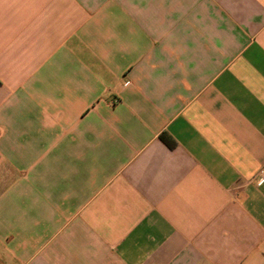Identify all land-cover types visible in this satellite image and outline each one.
I'll use <instances>...</instances> for the list:
<instances>
[{"label":"crops","instance_id":"obj_1","mask_svg":"<svg viewBox=\"0 0 264 264\" xmlns=\"http://www.w3.org/2000/svg\"><path fill=\"white\" fill-rule=\"evenodd\" d=\"M261 170L264 0H0V264H264Z\"/></svg>","mask_w":264,"mask_h":264},{"label":"trees","instance_id":"obj_2","mask_svg":"<svg viewBox=\"0 0 264 264\" xmlns=\"http://www.w3.org/2000/svg\"><path fill=\"white\" fill-rule=\"evenodd\" d=\"M160 138L167 146L172 147L174 145L173 140L168 138L166 135H161Z\"/></svg>","mask_w":264,"mask_h":264},{"label":"built area","instance_id":"obj_3","mask_svg":"<svg viewBox=\"0 0 264 264\" xmlns=\"http://www.w3.org/2000/svg\"><path fill=\"white\" fill-rule=\"evenodd\" d=\"M260 175L264 177V170L260 171Z\"/></svg>","mask_w":264,"mask_h":264}]
</instances>
